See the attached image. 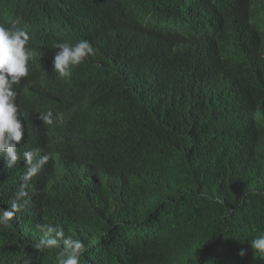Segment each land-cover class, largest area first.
<instances>
[{
  "label": "trees",
  "instance_id": "16d2710c",
  "mask_svg": "<svg viewBox=\"0 0 264 264\" xmlns=\"http://www.w3.org/2000/svg\"><path fill=\"white\" fill-rule=\"evenodd\" d=\"M147 1L185 15L188 33L95 23L88 0H0L95 48L70 79L43 66L18 101L26 146L67 163V184L31 180L24 209L0 225V264H56L58 250L33 246L49 222L85 242L81 264H264L251 247L264 233V33L248 11L263 13L264 0ZM49 109L63 120L44 124ZM24 171L0 161V209Z\"/></svg>",
  "mask_w": 264,
  "mask_h": 264
},
{
  "label": "clouds",
  "instance_id": "9594fccd",
  "mask_svg": "<svg viewBox=\"0 0 264 264\" xmlns=\"http://www.w3.org/2000/svg\"><path fill=\"white\" fill-rule=\"evenodd\" d=\"M144 0H136L131 5L134 11ZM110 5L116 12H120L126 0H110ZM150 15L143 20L133 17L130 21L150 32H157L168 36L182 37L190 29V22L183 14H157L147 1ZM249 24L257 34L264 33V28L255 26V17L260 14L256 3L250 4ZM119 18V17H118ZM124 19V18H122ZM126 20V19H125ZM47 26L58 28L47 19L24 20L20 14L10 15L0 9V161L11 169L23 162L25 171L22 184L15 199L7 208L0 209V225L9 224L15 215L21 212L27 200L28 193L24 190L30 186L49 160L48 155H39L37 150H26L22 154L18 151L25 135V126L17 103L18 92L16 86L29 75L31 66H42L45 58L54 55L52 61L53 72L62 79H70L74 66L80 65L86 59L95 55L94 45L87 39H80L76 43L51 41L41 42ZM253 76L259 80L263 74L257 67L250 68ZM46 125H53L63 120V113L55 114L51 109L41 113L38 117ZM38 156V158H36ZM23 158V159H22ZM42 236L33 246L39 251L58 250L55 255L56 264H81V257L88 251L82 239L66 234L65 230L54 223L37 225ZM252 249L264 253V233L258 234L251 241ZM246 254L244 249L240 256Z\"/></svg>",
  "mask_w": 264,
  "mask_h": 264
},
{
  "label": "bare ground",
  "instance_id": "6f19581e",
  "mask_svg": "<svg viewBox=\"0 0 264 264\" xmlns=\"http://www.w3.org/2000/svg\"><path fill=\"white\" fill-rule=\"evenodd\" d=\"M88 1L92 2L93 8L96 9L95 23L99 21L98 14H101V15L103 14L109 18L119 17V18H124L126 20H131L133 17H137L138 19L143 20V19H146L150 15V11L147 6V0H144L143 4L140 5L134 11L131 9V5L135 4L136 0H126L128 5H124L120 12H116L114 10V8L110 5V0H88ZM42 19H45V18H42ZM55 31L56 30L52 26H47L45 31L42 33L43 35L39 37V40L41 42L51 41V42H54L55 44L57 42H69L70 37L68 35H65L62 33H54ZM54 55L45 58V61L42 66H31L29 75L23 78L21 82L16 86V90L18 92L17 103L23 97L26 91L27 81L31 77H33V75H35V73H37V71L40 70L43 66L50 65L52 67V61H53ZM26 137H27V133L25 130L23 141L19 145V148H18V151L21 154L26 150H37L39 155H47L43 145L33 144L32 147H29V145L26 146ZM36 158H38V156ZM47 164L50 165V168L47 171L48 173H50L48 175H46L45 173L47 172L44 171ZM47 164L43 167L40 173L32 179V180L34 179L36 180L35 182L31 183V185L43 183L45 181L50 182V183H57V184L59 183L67 184V172L65 170L67 163L62 166L61 160L52 162L49 159ZM19 174L21 176V181L24 184L25 183L23 180L24 173H19ZM104 180H105V177L103 176V182Z\"/></svg>",
  "mask_w": 264,
  "mask_h": 264
}]
</instances>
